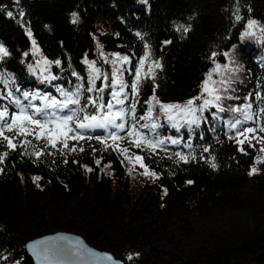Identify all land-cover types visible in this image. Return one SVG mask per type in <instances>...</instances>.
<instances>
[{"label":"trees","instance_id":"obj_1","mask_svg":"<svg viewBox=\"0 0 264 264\" xmlns=\"http://www.w3.org/2000/svg\"><path fill=\"white\" fill-rule=\"evenodd\" d=\"M237 8L243 17L239 22L234 16ZM8 11L13 12L12 17L7 16ZM73 14L78 16L77 23H72ZM248 19L264 27V0H238V4L237 0H0V45L9 53L0 60V73L14 82L9 84L13 91L19 88L20 92L62 100L57 88L72 92L83 84L86 90L90 72L85 60L95 61L100 72L108 75V81L103 76L96 81L100 88L111 83L114 67L100 53L108 61L119 53L131 59L129 64L115 65L120 79L129 85V98L113 111L134 102L137 120L126 119L137 127L159 125L154 130L158 137L150 129H142L149 139L181 141L155 150L137 148L129 143L136 137H127L126 125L125 132L119 133L124 139L115 145L111 139L105 143L69 140V147L84 148L72 152L59 143L56 148L46 146L43 139L29 135L32 144L26 145L27 151L44 152L38 162L19 147L11 150L0 145V153L9 152L0 164V255L7 257L0 264H24L26 241L61 230L83 234L90 244L123 255L126 264H264V162L256 161L257 156L264 157V142L253 139V146L247 142L238 145L229 138L235 130L227 123L243 120V114L233 113L231 108L251 104L252 112H257L264 107V100L255 95L264 97V34L257 30L255 36L242 40ZM179 25L190 26V31H177ZM137 32L144 36L143 41ZM145 42L151 55L141 73L148 77L142 78L138 95L133 96L130 86ZM213 52L217 54L215 63ZM153 61L162 67H155ZM216 63L228 66L212 76L224 112L205 109L196 113L201 117L199 125H189L185 119L190 116L173 110L175 119L169 121L153 102L152 120L140 119L148 116L153 96L172 105H184L200 96ZM0 90H4L3 84ZM113 90L83 91L81 106L88 96L98 95L107 104ZM32 103L43 105L41 100ZM3 104L7 101L0 100ZM86 110L95 114L91 106ZM9 111L16 109L13 106ZM256 119L257 123L242 127L264 124V117ZM174 123L180 125L179 130ZM110 130L88 134L104 137ZM5 135L12 137L13 133L5 131ZM255 135L264 137V132ZM22 140L16 137L14 143L19 145ZM124 148L127 153L121 151ZM176 152L195 156V160L177 162ZM136 156L143 157V164L159 179L142 175L145 169ZM212 157L215 169L210 166ZM253 167L257 173L249 175ZM35 176L41 179L33 182Z\"/></svg>","mask_w":264,"mask_h":264},{"label":"snow or ice","instance_id":"obj_2","mask_svg":"<svg viewBox=\"0 0 264 264\" xmlns=\"http://www.w3.org/2000/svg\"><path fill=\"white\" fill-rule=\"evenodd\" d=\"M146 3L147 0H144ZM238 4V0H237ZM250 10V9H249ZM20 17L24 16V13L21 11L19 13ZM7 16L12 17L13 12L8 11ZM235 20L237 22L243 20V17L239 14V8H237L234 13ZM78 22V16L73 14L72 23ZM183 31L187 33L190 31V26L186 27L184 25L177 26V31ZM259 30L260 33L264 34V27L260 26L258 21L254 19H248L246 21V26L244 32L241 34V39L243 40L245 37H251L256 35V31ZM28 35L31 37V31L28 30ZM135 35L141 40H144V36L137 32ZM165 43H171V41H166ZM33 46L35 47V40L32 41ZM145 52L144 55L138 60L137 68L135 70V79L131 84L132 95H138L139 85L142 78H147L148 74L145 73L142 76L141 69L144 67L145 61L149 59L151 52L149 45L145 42L144 44ZM8 50L0 45V60L4 57L8 56ZM27 55V53H25ZM100 55L104 58L105 62H110L113 67L112 72V81L111 83H104V85L100 88H96V81L101 79L103 76L104 81H108L109 77L107 74H102L100 70L96 67L95 61H87L84 63L89 65V86L85 90L83 84H78L75 88V91L69 92L67 90L57 88V91L63 97L62 100H57L55 97H49L46 95H39L38 93H32L29 91L20 92L19 88H15V91L11 87H9L10 83H14L10 77H8L4 73H0V84L4 85V90H0V100L7 101V104L0 105V145H6L8 149L16 150L18 147L24 152L26 155L35 156L37 159L34 162H38L39 158L44 154L41 151H32L28 152L26 145H31L32 141L28 139V136H33L36 140L43 139L45 141L46 146L50 145L52 148H56L57 144H62L64 149H68L69 151L75 152L77 150L83 152L84 148L80 147L77 149L75 144L69 147L68 141H80V140H92L96 139L100 143H105L108 139L113 141L115 145L117 141L124 139V137L120 136V132H125L126 125H128V130L126 132L127 137L135 136V140H130V144H135V147L141 148L142 146L150 147L155 150L158 147L164 145L165 143H171L173 145H178L181 143L179 139H171L169 138L167 141L164 139H149L148 136L142 131V129H150L153 134H155V129L159 126L157 123L153 122L151 124H143L137 127V123L130 122L126 117H130L131 121H136L137 118L135 116V108L136 103H130L128 108L120 107L118 110L117 106L125 105L128 100V94L126 89L129 88L120 76L118 75L120 72L119 68H116L115 65L120 63L121 66L125 64L131 63V59L129 56H120L119 53L113 54L115 59L112 61H108V58L104 56V53L101 52ZM217 54L215 52L212 53L213 62L215 63L214 57ZM223 55L228 56V53H224ZM51 63L49 61H45V64ZM57 65L60 64V61H55ZM155 67L161 68L159 61L152 62ZM223 69H227L228 66H221L216 63L214 69L209 72L207 79L202 84V92L200 96L194 97L187 101L184 105H172V104H162L155 96L152 97V100L149 101L148 108V116L140 117V119L152 120V112H153V102L155 105H159L160 111L167 116L169 121H173L175 116L172 114L173 110H177V114L179 112H183L185 117L190 116L191 119H185V123L192 125L196 124L197 126L200 123V116H197L196 113H203L205 109H209L215 107L218 112H224L225 109L220 106L219 102L222 97L219 95V89L215 87L216 81L212 79L213 73H220ZM235 71V69H231ZM151 72V68L149 69ZM73 75H77L78 79H83L79 77L77 73L73 72ZM155 78L154 76L152 77ZM51 79H56V77H52ZM221 83H226L221 81ZM213 85L209 87V85ZM105 88H113L114 90L109 94L110 99L105 104L103 102V96L98 95L96 97L88 96L86 103L84 106H81V95L83 91H87L89 93L97 92L103 93ZM119 90H115V89ZM6 90V91H5ZM16 93H20V95H16ZM205 93L208 96H211L212 99L205 98ZM251 95V94H250ZM257 100H264L259 93H256ZM41 100L43 101L42 106H36L32 103V101ZM27 101L28 103H24ZM197 101H202V103L197 104ZM16 111H12L10 114V107H13ZM88 106H91L95 109V114H89L87 112ZM233 113H242L243 120L234 119L228 121V127L230 130H235V135L230 136V139L236 141L238 145H244L246 142L249 146L252 145V140L257 139L260 142H264V137H257L255 133L257 131L264 132V124H258V127H242V125L247 124L248 122L257 123V117H264V107H259L257 112H252V105L245 104L243 108H231L229 109ZM80 113H83L81 116ZM217 113H212L213 118H218ZM120 120V123L116 121ZM173 127H176L179 130V124H173ZM96 129H104L109 130V134L104 137L100 136H92L88 134L91 131H95ZM5 131L13 133L12 137L5 135ZM253 134L251 138H249L248 134ZM158 137V134H155ZM22 137V142L18 145L14 143V138ZM239 137H243V139H239ZM109 147H112L111 145ZM118 147V146H117ZM186 147L191 148V144H187ZM113 150H116L114 147ZM240 151H244V148L241 147ZM123 153H127L128 149L124 148L121 150ZM204 152L209 151V149L204 148ZM261 152H264V148L261 149ZM52 153H49L51 155ZM246 154V153H245ZM9 155L8 151H4L0 153V164L4 162V159ZM175 156L177 158V162L183 161L184 163H188L189 160H195V156L184 155L180 152H176ZM169 159L172 157L169 156ZM128 159H132L128 157ZM136 161L140 162V167L144 168L145 171L141 173L142 175L153 177L155 179H159V176L154 171H150L146 165L143 164V157L136 156ZM257 162H264V157L257 156ZM96 164L99 165L100 161L97 160ZM210 166L212 168H216L217 165L215 163V157H212L210 161ZM2 171V169H0ZM87 171L91 172L93 169L88 168ZM257 173V169L253 167L249 172V175H253ZM33 182H37L41 179L39 176H35L32 178ZM188 184H191L192 181H187ZM165 194H167V189H164ZM52 239L58 240H67V237H57ZM71 243V242H69ZM28 250L31 252L32 256L35 257L37 264H75L77 260H85L88 258H97L101 260H106L111 262V264H120L119 261H115L112 256L107 254H99L95 253L90 249L83 248L79 242L74 245L70 249H66L64 251H58L50 246L49 240H38L26 245ZM128 260H132V256L127 257ZM0 260H7L6 256L0 255ZM19 264V262H16Z\"/></svg>","mask_w":264,"mask_h":264},{"label":"water","instance_id":"obj_3","mask_svg":"<svg viewBox=\"0 0 264 264\" xmlns=\"http://www.w3.org/2000/svg\"><path fill=\"white\" fill-rule=\"evenodd\" d=\"M57 237H67V240L52 239V238H57ZM38 240H49L50 245L54 246L53 248L58 249V251H63L62 249H59L60 246L63 247L64 250H66V249L72 248L74 245L77 244V242H79L83 248L90 249L93 252L99 253L101 255L103 254L110 255L113 257L115 261H119L120 264H126L125 258L123 255L116 256L109 249H102V248L96 247L90 244L83 234L68 231V230H61V231L46 233V234L37 236L36 238L29 239L27 242H25V251H24V257H23L24 264H34V263L37 264L35 257H34V262L32 261L33 256L31 252L28 250V248L26 247V245L32 242L38 241ZM75 264H111V262L93 257V258H88L85 260L76 261Z\"/></svg>","mask_w":264,"mask_h":264},{"label":"rangeland","instance_id":"obj_4","mask_svg":"<svg viewBox=\"0 0 264 264\" xmlns=\"http://www.w3.org/2000/svg\"><path fill=\"white\" fill-rule=\"evenodd\" d=\"M80 207H78V209H79ZM37 237V236H36ZM36 237H32V238H30V239H33V238H36ZM27 242V241H26ZM24 251H25V246H24ZM32 261L34 262V256L32 257ZM35 264V263H34Z\"/></svg>","mask_w":264,"mask_h":264},{"label":"bare ground","instance_id":"obj_5","mask_svg":"<svg viewBox=\"0 0 264 264\" xmlns=\"http://www.w3.org/2000/svg\"><path fill=\"white\" fill-rule=\"evenodd\" d=\"M52 248L54 247V246H52V245H50ZM59 249H62L63 251H64V248L63 247H61L60 246V248ZM56 250H58V249H56ZM77 261H79V260H77Z\"/></svg>","mask_w":264,"mask_h":264}]
</instances>
